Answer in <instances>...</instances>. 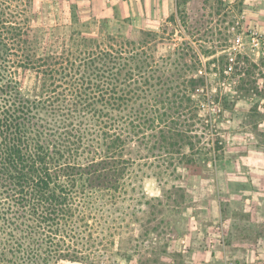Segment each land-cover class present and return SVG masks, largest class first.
<instances>
[{
  "label": "trees",
  "instance_id": "obj_1",
  "mask_svg": "<svg viewBox=\"0 0 264 264\" xmlns=\"http://www.w3.org/2000/svg\"><path fill=\"white\" fill-rule=\"evenodd\" d=\"M33 6L0 0V264H114L139 181L215 153L197 148L210 96L200 56L188 43L158 56L163 41L146 31L60 51L31 24Z\"/></svg>",
  "mask_w": 264,
  "mask_h": 264
},
{
  "label": "rangeland",
  "instance_id": "obj_2",
  "mask_svg": "<svg viewBox=\"0 0 264 264\" xmlns=\"http://www.w3.org/2000/svg\"><path fill=\"white\" fill-rule=\"evenodd\" d=\"M179 2L167 22L146 30L129 22L122 0H34L29 14L46 43L60 51L69 49L73 37L105 47L111 37L139 38L140 31H146L163 41L158 56L185 48L186 43L200 56L199 74L206 77L210 96L202 104L205 127L198 134L205 140L197 148L208 141L215 153L208 162L179 167L172 177L150 175L139 181L129 201L135 211L129 216V228L119 231L112 248L119 252L114 264L211 262L212 258H204L211 253L216 264H222L227 217L252 205L251 194L264 185V51L260 57L248 48L249 56L236 54L240 48L234 33L242 30L232 29L234 15L245 13V2ZM242 26L245 33L254 29L264 36L249 19ZM21 81L30 87L35 76L27 72ZM198 149L194 153L202 157ZM142 191L145 213L138 211ZM116 219L121 223L120 214Z\"/></svg>",
  "mask_w": 264,
  "mask_h": 264
},
{
  "label": "crops",
  "instance_id": "obj_3",
  "mask_svg": "<svg viewBox=\"0 0 264 264\" xmlns=\"http://www.w3.org/2000/svg\"><path fill=\"white\" fill-rule=\"evenodd\" d=\"M127 5L129 22L141 30L153 24L165 23L171 14L176 13L179 0H122ZM199 4L202 0H191ZM210 1V0H209ZM212 1V0H211ZM264 0H244L245 14L252 25L264 33ZM252 205L244 206L238 214L227 217V249L222 264H264V185L251 194ZM244 212V213H243ZM190 264H216L211 253Z\"/></svg>",
  "mask_w": 264,
  "mask_h": 264
},
{
  "label": "built area",
  "instance_id": "obj_4",
  "mask_svg": "<svg viewBox=\"0 0 264 264\" xmlns=\"http://www.w3.org/2000/svg\"><path fill=\"white\" fill-rule=\"evenodd\" d=\"M227 1V0H224ZM234 26L233 31H237L238 29L242 31H237L234 36V43L237 48H240L239 52L236 54L242 55L243 52L248 55L246 52L247 48L253 52L254 55L260 57L264 51V36L262 34H259L254 29H249L247 32H243L245 28L242 26V23H244L247 20L245 13H239L234 15ZM243 50V51H242ZM246 55V56H247ZM236 56V55H235ZM249 56V55H248ZM231 60H234V57L230 58Z\"/></svg>",
  "mask_w": 264,
  "mask_h": 264
}]
</instances>
